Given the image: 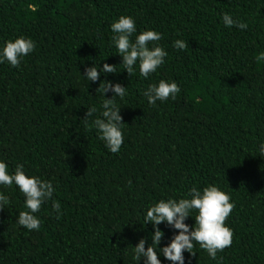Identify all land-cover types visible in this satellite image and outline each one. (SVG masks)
I'll return each instance as SVG.
<instances>
[{
  "label": "trees",
  "instance_id": "trees-1",
  "mask_svg": "<svg viewBox=\"0 0 264 264\" xmlns=\"http://www.w3.org/2000/svg\"><path fill=\"white\" fill-rule=\"evenodd\" d=\"M224 13L247 28L225 27ZM120 16L163 36L168 57L149 79L123 72L110 47ZM21 35L37 47L19 68L0 64V159L51 180L62 215L46 203L29 232L16 223L23 195L6 189L0 264H132L131 246L152 231L141 229L144 209L208 185L235 204L232 245L216 261L197 245L186 264H264V0H0V45ZM177 39L188 47L173 48ZM101 63L128 87L117 154L83 120L102 94L81 75ZM161 79L181 91L150 106L143 92Z\"/></svg>",
  "mask_w": 264,
  "mask_h": 264
},
{
  "label": "clouds",
  "instance_id": "clouds-1",
  "mask_svg": "<svg viewBox=\"0 0 264 264\" xmlns=\"http://www.w3.org/2000/svg\"><path fill=\"white\" fill-rule=\"evenodd\" d=\"M223 24L227 28L236 27L240 30L247 28L229 13L222 16ZM114 33L110 47H114L118 56L122 58L120 66L131 76L138 70L139 75L149 79L157 73L166 62L168 52L158 43L163 39L160 32L146 29L138 32L136 21L131 16H120L111 24ZM173 48L184 50L188 47L186 41L177 39ZM35 41L26 36H19L5 41L0 45V64H9L12 68H19L21 63L36 50ZM109 74H117V66L101 63L85 67L81 75L89 84L100 81L99 91L102 101L99 108L95 105L86 109V125L94 128L98 138L104 142L107 150L113 154L120 152L124 144L125 130L121 106L128 96V87L121 83H112L107 79ZM104 77V80H101ZM181 89L174 80H159L150 84L143 92L150 106H157V102H166L169 98L175 99ZM111 93V98H105ZM258 152L264 156V139H261ZM15 187L23 195V207L16 220L19 227L31 231H39L42 225L37 215L43 205L51 202L52 211L57 218L62 215L61 204L53 199L56 188L51 180L30 174L23 164H17L14 170L0 159V211H4L12 201L6 194V189ZM231 196L216 185H208L203 189L192 187L186 195L180 198H162L149 204L143 211V224L145 230L151 225V233L138 240L131 246L132 264H186L185 253L194 256V247L197 245L206 252L207 256L217 260V254L231 247L233 230L226 225L235 204L230 202ZM194 224H189V218ZM160 225L172 232L165 242L164 231ZM163 244V246H161ZM187 264H191L190 257Z\"/></svg>",
  "mask_w": 264,
  "mask_h": 264
}]
</instances>
